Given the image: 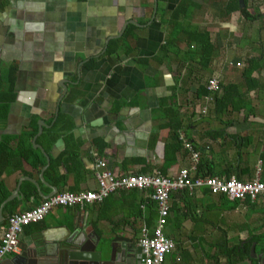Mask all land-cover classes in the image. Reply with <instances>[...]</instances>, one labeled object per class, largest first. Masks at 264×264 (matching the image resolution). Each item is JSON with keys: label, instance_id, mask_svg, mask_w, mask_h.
I'll return each instance as SVG.
<instances>
[{"label": "crops", "instance_id": "1", "mask_svg": "<svg viewBox=\"0 0 264 264\" xmlns=\"http://www.w3.org/2000/svg\"><path fill=\"white\" fill-rule=\"evenodd\" d=\"M180 1L0 0V184L6 193L0 236L12 214L56 193L94 190L97 160L117 176L163 171L160 175L170 178L181 169L190 171V154H178L162 168L169 130L158 103L174 87L176 105L169 110L180 120L182 144L193 142L221 174L217 178L264 181V27L255 26L264 19V2L237 0L235 11L229 0L187 2L183 25L207 31L214 47L201 70L193 45L187 47L180 35L160 53L173 37L170 14ZM240 14H248V20ZM126 29L128 47L106 56L108 43ZM210 78L236 87L237 106L217 114L211 96L196 99L198 86L205 87ZM204 101L207 107L199 106ZM58 116L66 124L64 133L59 126L54 130ZM217 130L223 135L214 141ZM66 151L76 155L75 162L51 169ZM108 197L101 208L52 209L41 222L22 229L17 255L45 230L47 238L67 230L86 243L120 236L138 248L139 231L151 227L133 218L137 209L130 194ZM179 207L187 219L173 218L179 225L171 231L174 248L164 264H196L197 259L200 264H258L252 258L264 253L258 202L229 201L199 188L187 210L182 203Z\"/></svg>", "mask_w": 264, "mask_h": 264}, {"label": "built area", "instance_id": "2", "mask_svg": "<svg viewBox=\"0 0 264 264\" xmlns=\"http://www.w3.org/2000/svg\"><path fill=\"white\" fill-rule=\"evenodd\" d=\"M239 67L240 63H235ZM209 92L219 90V82L210 78L205 84ZM184 149L189 152L192 161L197 160V153L185 142ZM100 161L94 164V179L96 188L81 192H60L44 199L35 207L12 214L6 219V227L0 236V261L11 255L19 253L18 237L22 229L30 224L41 222L54 208H82L84 206L99 205L108 196L118 192L132 190L145 192L146 197L155 204L156 220L151 229L141 228L138 235L137 246L140 250V264H164L165 257L173 251L172 240L166 238L163 229L168 216L169 194L174 191L194 190L204 188L211 195L223 196L229 201L248 200L258 202L264 221V181L253 179L241 182L234 177L220 179L217 177L192 178L191 171L181 169L173 177H164L155 172L152 174L113 175L103 168Z\"/></svg>", "mask_w": 264, "mask_h": 264}, {"label": "trees", "instance_id": "3", "mask_svg": "<svg viewBox=\"0 0 264 264\" xmlns=\"http://www.w3.org/2000/svg\"><path fill=\"white\" fill-rule=\"evenodd\" d=\"M189 0H181L178 6L174 9V11L170 14V21L171 25L174 28L173 29V37L170 39L161 47L160 53L163 54L164 52L167 53L169 51V47L172 48V46L175 45V39L178 35H180L184 40L185 44H187V47L189 45H193L194 50L192 53L196 57H198V65L201 68V70H205L209 60L211 58L212 52H213V44L209 40L208 32L205 30H198L196 28L189 27L187 24L185 26L183 25V22L185 19H187L188 14H185L187 10V2ZM236 1L237 0H229L232 4H234V7L230 8V10L235 11L236 10ZM264 2V0H263ZM243 18L248 20V14H240ZM129 29V28H127ZM127 29L124 31V34L117 40L110 41L108 43V46L105 51L106 56L110 55H117L118 51L123 49V46L128 47L125 44L126 38L129 36L127 33ZM124 51V50H123ZM191 53V52H189ZM176 55V53H173ZM251 61V60H249ZM92 62H89L88 65H90ZM220 90L222 91L221 94L218 95V92L211 93L205 89L203 85H199L196 92V99H201L203 97L211 96L212 106L216 109V112H218L227 107H235L237 106L238 98L241 96L236 93V87H230V86H219ZM178 92L177 87H174L171 91V96L169 98L161 99L158 103V111L162 114V116L167 121L166 124H164L163 127L167 128L169 130L168 138L166 142L163 145L162 149V156L161 159L163 161L162 168L167 167L171 164H173L177 158V155H181L183 157L189 156V152L186 151L183 148V144L181 142V139L178 138V134L182 129V126L180 124V120H178L177 114L174 111H170L169 109L171 107H174L176 105V93ZM238 95V96H237ZM242 105V103L240 104ZM59 126L60 132H63L66 130V124L64 123V119L62 116H58L55 121L54 130L55 128ZM223 130V129H222ZM222 130H217L212 135V139L216 141L217 139H221L223 135ZM154 138V136L152 137ZM232 140H235L233 138ZM187 142H189L187 140ZM192 147V150L194 152H197V160L191 163V166L193 167V170L191 171L192 178H205V177H221V174H218L214 171V164L206 163L203 159V154L199 153L195 144L192 142L190 144ZM30 149V148H29ZM32 151V150H31ZM23 158H26V155H21ZM76 155L72 152H64V154L60 155L58 158H56L54 161H52V165L50 166L51 169L55 168L58 164H62L63 161L66 163H73L75 162ZM1 173V172H0ZM160 174L163 175V171H160ZM228 176H224L222 179H227ZM206 190V189H205ZM122 194H130L131 199L134 204V208L137 209V213L133 215V218H141L145 226L147 227H153L154 221L156 219V210H155V204L151 202L147 197L145 192L132 190L129 192H120ZM191 196V193H189L186 190L181 191H174L169 194V208H168V216L166 218V225L165 227H169V230L164 231L163 234L166 238H172V230L174 226V223L172 222L173 218L175 217L177 220L179 217H183L182 219H187L186 213H181L182 208L179 207V204H183L184 209L187 210V205L189 198ZM224 198L223 196H221ZM6 198V193L3 191V187L0 184V203ZM109 197H107L105 200H103L102 203L99 205H92V206H98L103 207L105 202ZM128 200V199H127ZM181 208V209H180ZM143 209V210H142ZM138 232V230H136Z\"/></svg>", "mask_w": 264, "mask_h": 264}, {"label": "water", "instance_id": "4", "mask_svg": "<svg viewBox=\"0 0 264 264\" xmlns=\"http://www.w3.org/2000/svg\"><path fill=\"white\" fill-rule=\"evenodd\" d=\"M155 8L154 2L153 14ZM116 37H119V34ZM60 86L64 92L65 88ZM12 196L13 193L7 199ZM45 231L39 233V238L32 241L30 247L22 248L19 255L0 261V264H140L139 248L120 236L112 238L107 244L99 239L94 243H86L82 235H75L67 230L65 235L52 238H47ZM252 258L258 261V264H264V253Z\"/></svg>", "mask_w": 264, "mask_h": 264}, {"label": "rangeland", "instance_id": "5", "mask_svg": "<svg viewBox=\"0 0 264 264\" xmlns=\"http://www.w3.org/2000/svg\"><path fill=\"white\" fill-rule=\"evenodd\" d=\"M260 21L259 22H257L256 24H255V26H258V28H263L264 27V19L263 18H261V19H259ZM256 33H257V31L254 33V37H253V40L254 41H256V38H257V35H256ZM250 44H247V46H249ZM202 102V101H201ZM199 106H205V107H207V103L204 101L202 104H199ZM186 137H188V134H186ZM196 264H200V260L199 259H197L196 260V262H195Z\"/></svg>", "mask_w": 264, "mask_h": 264}, {"label": "flooded vegetation", "instance_id": "6", "mask_svg": "<svg viewBox=\"0 0 264 264\" xmlns=\"http://www.w3.org/2000/svg\"><path fill=\"white\" fill-rule=\"evenodd\" d=\"M114 237H116V236H112V237H110L109 239H107V241L106 240H102V241H104L106 244L112 239V238H114ZM122 238V237H121ZM132 244V243H131ZM132 245H134V244H132ZM138 247V246H137ZM139 248V247H138ZM141 259V255L139 254V260Z\"/></svg>", "mask_w": 264, "mask_h": 264}]
</instances>
